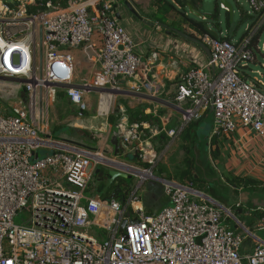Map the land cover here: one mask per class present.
<instances>
[{
	"label": "built area",
	"instance_id": "built-area-1",
	"mask_svg": "<svg viewBox=\"0 0 264 264\" xmlns=\"http://www.w3.org/2000/svg\"><path fill=\"white\" fill-rule=\"evenodd\" d=\"M36 1L0 0V264H244L243 235L223 225L222 207L196 201L192 184L166 183L171 205L154 215L135 210L139 216L133 217L118 198L106 202L88 194L93 157L86 149L57 146L40 155L53 144L34 121L44 116V105L48 108L56 91H65L84 111L96 86L117 90L121 77L137 80L142 59L119 23L117 0H64L65 8L47 1L33 13ZM247 1L255 27H248L242 41L229 40L225 30L218 38L198 35L210 48V59L206 67L182 75L175 96L179 105L187 104L184 121L211 110L217 136L240 127L264 134V74L257 70L245 77L243 72L257 55L264 56L261 39L254 44L264 29V0ZM94 36L96 82L77 86L70 49ZM211 67L218 72L214 77L206 70ZM119 128L124 150L156 163L139 124ZM23 209L31 214L29 223L16 224ZM91 226L101 232L91 235ZM248 263L264 264V244Z\"/></svg>",
	"mask_w": 264,
	"mask_h": 264
},
{
	"label": "crops",
	"instance_id": "crops-1",
	"mask_svg": "<svg viewBox=\"0 0 264 264\" xmlns=\"http://www.w3.org/2000/svg\"><path fill=\"white\" fill-rule=\"evenodd\" d=\"M133 1L141 10L144 20L133 15L126 6L120 7L118 13L122 18L118 20L121 25L123 18L127 21V25L122 26L135 41L136 51L142 59L139 78L132 81L121 77L117 90L105 85L96 86L86 98L88 108L84 111L72 104L65 91H56L48 108L44 105V116H37V121H34L41 136L48 141L51 139L49 143L53 144L46 146V150L42 149L40 155L42 151L45 154L57 146L68 151L73 149L71 152L75 150L73 146L83 147V150L85 147L95 148L96 159L92 160L90 167L92 177L88 194L98 196L108 185L110 171L113 169L107 165L104 157L111 159L121 174L133 176L132 184L127 183L125 177L118 176L105 193L100 192L101 198H110L115 189L122 188L118 199L124 207H128L133 217L139 216L135 210H141L145 215H154L171 205L165 191L166 183L192 184L193 189L202 193L196 192L194 195L199 202L206 200L216 203L204 196L208 195L223 206L216 203L224 210V221L227 222L230 217L236 221L228 225L237 224L241 229L237 230L244 237L241 254L244 264H249L248 256L258 245L264 244V226L260 224L264 217V134L240 127L231 134L217 136L214 134V121H198L213 115L211 110L197 120L184 121L187 104L179 105L175 100L178 83L190 69L206 67L210 57L202 48L180 35L167 34L165 28L153 22L149 18L151 15L144 12L139 0ZM209 19L204 15L203 20ZM252 24L249 28L255 27ZM183 27L186 29L185 24ZM249 28L246 30L247 35L250 33ZM189 30L191 35L198 36V32L190 26ZM262 31L263 27L256 33V41L260 39ZM97 40L94 36L90 41L70 49L74 57V84L77 86L88 81L96 82ZM251 65L244 69L245 77H251ZM206 70L212 77L218 73L213 67ZM60 96L66 99L58 111L56 103ZM40 106L39 99V109ZM103 111L107 113L103 114ZM110 115L116 116V121H111ZM145 116L148 119L143 120ZM120 124L140 125L141 140L152 145L155 164L144 161L129 149L124 150L121 137L118 139L121 148L115 150L112 138L120 132ZM172 130L176 131L174 136L170 135ZM61 142L69 146H63ZM188 159L194 160L192 174L198 178L195 185L185 178ZM117 161L140 171L132 173L130 167L119 166L115 163ZM234 179H250L258 184L236 187ZM197 185L209 193L196 189ZM238 208L241 209L238 214L243 220L236 216ZM231 229L235 231L233 227Z\"/></svg>",
	"mask_w": 264,
	"mask_h": 264
},
{
	"label": "trees",
	"instance_id": "trees-1",
	"mask_svg": "<svg viewBox=\"0 0 264 264\" xmlns=\"http://www.w3.org/2000/svg\"><path fill=\"white\" fill-rule=\"evenodd\" d=\"M47 1H52L55 4H60L64 8L67 7V4H68L67 1H62V0H37L35 5L31 7L30 11L33 13H36L38 10H41L43 8L41 6V3L45 4ZM176 2L180 4L181 9L176 4H174L171 0H157L158 11L157 13L151 15L149 18H151L153 22H162V23H163L162 19H166V22L164 24H167L171 27H174L182 31H185L183 25L189 24V26L192 29L198 32V35L209 33L208 30L206 29V25H209L211 27L208 20L199 19L190 13L189 15L187 14V12H189L187 5L190 3L194 7V9L199 11V5H200L201 0H176ZM220 10H221L220 0H217L215 11L214 13H212L211 18H210L212 22L211 23L212 28L216 29L217 31L222 30V23L220 21ZM245 18H249V17L243 13V20H245ZM231 25H232V19H231L230 13L226 11V26L229 28ZM246 35H247V32H245V34H243L239 40L242 41ZM228 39L229 40L232 39L231 35L228 36ZM254 41H256V39H254ZM104 113H107V111H103V114ZM146 119H148L147 116L143 117V120H146ZM110 120L116 121V116L110 115ZM205 120L206 119L203 117L202 119L198 121H205ZM193 162H194L193 159L187 160V163H186L187 165L184 170V174H185V178L189 179L195 185V183H197L198 181V178H196L195 175L192 174V169L194 168ZM233 182L235 184L234 186L236 187H241V186L249 187L250 185L258 184V182L252 181L250 179H234ZM196 189L203 190V188L202 189L199 188V185H197ZM203 191L206 193H209L208 190L204 189ZM239 210L241 209L238 208L236 210V216L238 217V219L243 220L242 216L238 214ZM232 227H235L234 229L236 232H238L237 230H241L240 228H238L237 224H234V226Z\"/></svg>",
	"mask_w": 264,
	"mask_h": 264
},
{
	"label": "rangeland",
	"instance_id": "rangeland-1",
	"mask_svg": "<svg viewBox=\"0 0 264 264\" xmlns=\"http://www.w3.org/2000/svg\"><path fill=\"white\" fill-rule=\"evenodd\" d=\"M119 3L117 12H119L120 7L125 6L124 2L125 0H117ZM229 3L232 5L233 9H234V15H233V20H232V25L228 28L226 26V10L222 9L220 10V21L222 23V29L229 32V34L231 35L233 40H239L243 34H245L246 30L248 29L249 25L253 22L252 17L250 18V16H248V11H249V3L247 0H228ZM139 4L142 7V9L144 10V12L147 15H152L153 13H156L157 10V0H139ZM217 5V0H201L200 5H199V11L205 15L207 18H211L212 13H214L215 8ZM243 13L245 15H247L249 18H245V20H243ZM191 14V13H190ZM199 18V17H197ZM200 19V18H199ZM163 23L166 22V19H162ZM122 25H127V21L125 20V18H123L121 20ZM209 23L212 26V22L209 19ZM186 25V32L188 34H192V32L189 30V26L187 24ZM129 27L132 29L131 25H129ZM196 36V35H194ZM260 39H261V44L264 43V29L262 31V34L260 32ZM66 49L69 47H65ZM258 58V62L256 64H252L250 69L252 71H261L262 73H264V66H262V64L264 65V56L259 54L257 56ZM262 63V64H261ZM249 75L251 77L256 76V73H251L249 71ZM65 97L64 96H60L58 97V101L56 103V109L58 111H60L63 107V101H65ZM10 101H12V103L15 102V99H11ZM213 115L211 114L210 116L207 117L206 121H214L213 120ZM66 130V129H63ZM42 156H44V151L41 152ZM132 178L127 180V183L132 184ZM128 184V185H129ZM194 199L196 201H199L198 197H194ZM30 212L28 210L23 209L22 211H20L18 213V215L15 216V223L19 224V225H23V224H28L29 223V219H30ZM236 222L232 217H230V219L226 222L223 220V225L229 228H232L230 225H228L229 223H234ZM235 228V227H233ZM88 232L91 235L96 236L97 234H99L101 231L99 229V227L97 226H91L88 229Z\"/></svg>",
	"mask_w": 264,
	"mask_h": 264
},
{
	"label": "water",
	"instance_id": "water-1",
	"mask_svg": "<svg viewBox=\"0 0 264 264\" xmlns=\"http://www.w3.org/2000/svg\"><path fill=\"white\" fill-rule=\"evenodd\" d=\"M220 3H223V4L228 8L227 11L230 13L231 19L233 20L234 9H233L232 5L229 3V1H228V0H220ZM124 5L126 6V8H127V9H128L133 15H135V16H136L137 18H139V19L144 20V17H143V15H142L141 10L139 9V7L136 5V3H135L133 0H125ZM187 7H188V9H189V11H190V13H191L192 15H194V16H196V17H199L200 19H204V15H203L200 11L194 9V7H193L190 3L187 5ZM115 8H118V5H115ZM117 17H118V19H121V18H122L121 15H120L119 13H117ZM158 24H159L161 27H163V28L166 29L167 34H173V33H176V34L180 35L181 37H183L184 39H186L187 41L193 43L195 46H198V47L202 48V49H203V50L209 55V57L211 56L210 48H209L205 43H203L198 37H196V36H194V35H191V34H188V33L184 32V31L179 30V29H176V28H174V27H171V26H169V25H167V24H164V23H162V22H158ZM206 29H207L208 32H209L212 36H214L215 38H218V37H219V33H218V31H217L216 29L211 28L209 25H206ZM22 95L24 96L25 93H23ZM41 110H42V109H41ZM119 138H120V134H119V133H117L116 135H114V137L112 138V143L115 145V150H116V151H118V150L121 148V146H120L119 143H118V139H119ZM60 144L63 145V146H69V145L66 144L65 142H61ZM81 147H82V146H81ZM84 147H85V146H84ZM82 148H83V147H82ZM85 148L88 149L87 151L92 155L93 159H96V158H95V157H96V152H95L96 149L93 148V147H85ZM104 158H105V160H106L107 165H109V167L111 166V168H112L113 170L110 171V178H109L108 185L104 188L103 191H100L102 194L105 193V192L107 191V189L109 188V186H111V184L114 182V180L116 179V177H118V176H123V177H125L126 179H131V178L133 177L132 175H125V174H123V173L121 174L120 171H119V169L117 168V166H114L115 164H112V163H114V161H112L111 159H109V158H107V157H104ZM115 163L118 164L119 166L121 165V166L130 167L129 165H126L125 163L120 162V161H117V162H115ZM105 165H106V164H105ZM130 168H131V167H130ZM131 170H132V171H131L132 173H135L138 169L136 170V169H134V167H132ZM139 171H140V170H138V173H139ZM190 191H191L192 193H195V194H196V192L199 193V194H202V193H200L199 191H197V190H195V189H193V188H190ZM100 192H99V194H98L99 197L102 196V194H101ZM121 192H122V188H117V189H115L114 193L111 195L110 198H112V197H113V198H114V197L118 198V197L120 196V193H121ZM204 196H206L208 199H210V200H212V201L218 203L219 205H221L218 201H216L215 199L209 197L208 195H204ZM110 198H107L105 201L108 202ZM221 206H222V205H221ZM222 207H223V206H222ZM224 208H225V207H224ZM225 209H226V208H225ZM226 210H227V209H226ZM234 218H236V217L234 216ZM125 226H126V223L123 224L122 228H124Z\"/></svg>",
	"mask_w": 264,
	"mask_h": 264
},
{
	"label": "bare ground",
	"instance_id": "bare-ground-1",
	"mask_svg": "<svg viewBox=\"0 0 264 264\" xmlns=\"http://www.w3.org/2000/svg\"><path fill=\"white\" fill-rule=\"evenodd\" d=\"M11 86V85H10ZM11 88H13L12 86H11Z\"/></svg>",
	"mask_w": 264,
	"mask_h": 264
},
{
	"label": "clouds",
	"instance_id": "clouds-1",
	"mask_svg": "<svg viewBox=\"0 0 264 264\" xmlns=\"http://www.w3.org/2000/svg\"><path fill=\"white\" fill-rule=\"evenodd\" d=\"M197 37V36H196Z\"/></svg>",
	"mask_w": 264,
	"mask_h": 264
}]
</instances>
